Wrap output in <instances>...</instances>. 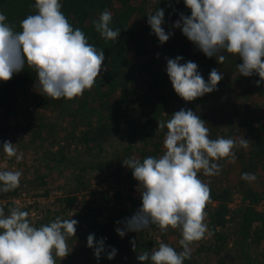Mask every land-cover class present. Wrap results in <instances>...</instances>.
<instances>
[{
  "label": "clouds",
  "instance_id": "9594fccd",
  "mask_svg": "<svg viewBox=\"0 0 264 264\" xmlns=\"http://www.w3.org/2000/svg\"><path fill=\"white\" fill-rule=\"evenodd\" d=\"M179 2V0H177ZM190 15L180 13L172 25L193 43L206 57H215L217 63L226 59L224 53L238 57L236 65L240 75L260 78L256 86L264 83V0H183ZM35 14L20 21L21 31L7 23L0 13V81H9L27 65L36 73L38 94L54 100H72L90 90L96 78L104 71L103 50L88 42L80 28H73L61 11L60 0H35ZM164 9L147 15V24L159 43H165L173 33L166 32ZM112 14L105 10L93 21L95 30L105 40L116 41L120 30L110 27ZM183 57L166 58V74L175 94L191 102L217 90L223 74L213 68L205 81L192 61L181 63ZM158 128L167 129L163 141V154L148 156L141 162L126 158L122 165L131 170L140 195V207L130 217L116 221L115 231L123 238L128 232H141L155 225L161 233L169 228L180 233L178 241L182 251L159 242L158 248L137 255L140 264H183L191 257V245L213 233L205 223L207 203L211 199L208 183L199 178L219 175L221 159L235 162L233 149L249 147V140L217 137L211 139L205 120L191 109L181 108L170 115ZM3 152L19 162L15 144L4 141ZM22 172L0 170V193H8L20 185ZM241 179L254 182V173L245 172ZM29 213L12 207L8 213L0 207V264H57L70 251L68 239L75 236V219H61L39 227L28 219ZM106 237L96 240L87 236L86 246L93 249L99 260L105 252ZM136 251V241H130ZM117 249L107 252L112 260Z\"/></svg>",
  "mask_w": 264,
  "mask_h": 264
},
{
  "label": "rangeland",
  "instance_id": "374dc122",
  "mask_svg": "<svg viewBox=\"0 0 264 264\" xmlns=\"http://www.w3.org/2000/svg\"><path fill=\"white\" fill-rule=\"evenodd\" d=\"M173 30L177 33L173 56L167 50L165 53L169 54L164 56L160 46L149 43L151 55L163 66L160 74L168 90L173 88L166 74L165 57L181 56V63H196L198 71L207 81L216 58L194 53L190 48L194 44L179 28ZM241 62L236 56H226L223 63L214 66L223 74L216 91L191 102H185L176 95L158 114H154L152 106L142 105L141 102L122 103L117 120L120 123L119 130L110 127L115 122L109 118L114 115L109 109L115 97L111 94L104 95L108 107L104 106L103 109L99 106L100 98L92 100L90 95L88 105L92 108L88 111V105L84 104L85 96L54 100L38 94L36 77L27 85L0 91V170L22 172L19 187L13 195L0 198V207L5 214L12 207L27 211L28 219L36 227L56 217L77 220L75 236L67 241L70 254L57 260V264H113L120 259H126L128 264H140L137 255L155 250L159 242L169 244L178 252L182 251L177 229L169 228L167 233H161L155 225H151L138 233L128 232L123 238L117 235L115 229L122 225H117L116 221L130 218L141 203L137 181L133 179L131 170L122 165V161L126 158L143 160L148 156L158 158L162 155L167 129H159L158 122L164 121L166 124L170 115L181 108L191 109L198 114L206 121L208 128L215 126L216 134L209 131L211 139L224 137L238 140L242 137L244 128L237 121L231 135L229 126L220 120L213 121L226 113L237 112L236 117L240 121L260 115L264 123V97L260 94L264 83L256 86L255 82L260 78L255 74L251 77L240 75L236 65ZM137 77L141 78L136 80L138 85L135 94H140L146 88L148 75L143 72ZM135 94L130 96L131 100H134ZM146 122L149 124L143 130ZM100 124L107 129L98 132L97 137L91 140L92 129L94 131ZM91 125L93 128H90ZM85 132L90 141L85 140ZM4 141L15 144L18 155L22 157L19 162L15 157L10 160L2 157ZM239 149H233L235 162H230L228 158L218 161L222 165L219 175L206 177L202 172L198 173L199 178L210 187L230 185L232 200L229 206L232 209L241 204L237 186L241 179ZM255 175L257 179L249 184L261 191L264 189V173L258 168ZM69 197H74V200L68 206ZM213 205L215 202L209 201L205 211ZM254 207L264 212V198ZM205 223L208 225V216ZM238 230L236 219L228 221L221 228L225 238L221 239V248L216 252L212 249L199 250L201 245L208 246L212 242L213 236L205 234L203 239L190 246V264H264V241L257 242L251 238L242 241ZM91 233L95 234L96 240L106 237L105 252L99 260L94 257V250L86 246L87 236ZM149 239L154 242L147 247ZM132 240L136 241V251L132 250ZM111 248L117 249V254L108 260L107 252Z\"/></svg>",
  "mask_w": 264,
  "mask_h": 264
},
{
  "label": "trees",
  "instance_id": "16d2710c",
  "mask_svg": "<svg viewBox=\"0 0 264 264\" xmlns=\"http://www.w3.org/2000/svg\"><path fill=\"white\" fill-rule=\"evenodd\" d=\"M34 3L35 0H0V13L6 15V22L14 25L16 31H21L20 21L30 14H35V9L30 7ZM60 3L62 5L61 11L68 18L73 28H80L88 38V42L94 45L97 50H103L104 52V71L96 78V86L95 84L93 85L95 88L86 89L82 96H85L84 104L87 105L90 95L92 100H96L99 97V106L102 109L104 106L108 107L104 95L111 94L115 96L112 106L109 107L111 114H114L109 118L115 120L110 126L112 129L119 130L120 128V123L117 120L121 114L122 103L130 101L138 104V102H141L140 104L142 105L152 106L154 114H158L171 100L176 98L174 90H168L164 78L160 74L163 66L159 65V61L154 55H151L149 43L160 46L164 56L169 53L173 56L174 49L177 46L174 40L177 37V33L173 30L172 25L179 19L180 13L186 16L190 15V10L185 7L183 0H179V2L177 0H60ZM158 9H164L165 13L162 27L166 32L171 31L173 33L163 44L159 43L147 24V15L150 13L154 14ZM105 10L112 14L110 27L113 30L119 29L121 31L116 41L105 40L95 30L93 21L97 20L99 15ZM190 48L194 53L205 56L195 45ZM166 50L169 51L168 54L165 53ZM224 55L232 56V54L227 53H224ZM163 62L166 65V57ZM219 64L221 63H217L216 60L212 67L215 68L214 66ZM200 70H202V67H200ZM143 72L148 75L146 88L140 92L141 95L139 93L135 94V87L138 85L136 80L141 78L137 77V75L143 74ZM35 77L36 73L25 65V68L14 74L9 81H0V91H9L13 87L27 85ZM104 87H106L105 91ZM118 90L119 93L116 94ZM260 90V94L264 97V85ZM134 94V100H131L130 96ZM91 108L88 105V111ZM237 114L235 111L230 114L226 113L214 118L213 121L217 122L220 120L222 124L229 126L231 128L229 130L230 135L233 134L232 128L235 121L240 123V127L244 128L241 134L242 137L249 140L247 149L240 148L237 151L241 162L240 172L241 174L245 172L255 174L259 168L264 173V123L260 115H255L253 119L249 117L243 118L240 121L236 117ZM148 124V122L144 123L142 129H146ZM90 128H93V125ZM214 128V125L209 127L211 134H216ZM106 129L105 125L100 124L94 131L92 129L93 136L90 139L94 140L98 132ZM85 133V140L90 141L87 138V132ZM140 161L142 162L143 160ZM237 186L241 194V204L235 209L229 206V202L232 200L229 184L210 187V201L215 202V205L208 208L207 216L208 227L213 233V239L208 246L201 245L199 250L212 249V251H218L221 248V239L225 238L221 228L228 221L234 219L239 225L238 234L242 241L248 238L257 242L264 241V212L257 211L254 207L258 201L264 198V189L259 191L249 182L242 179L238 181ZM14 191L0 193V198L11 196ZM73 200L74 197H69L67 205L69 206ZM152 242L154 241L149 239L147 247H150ZM113 264H128V262L126 259H120ZM146 264H150V262H146ZM183 264H190V258L184 260Z\"/></svg>",
  "mask_w": 264,
  "mask_h": 264
},
{
  "label": "built area",
  "instance_id": "2783aa9c",
  "mask_svg": "<svg viewBox=\"0 0 264 264\" xmlns=\"http://www.w3.org/2000/svg\"><path fill=\"white\" fill-rule=\"evenodd\" d=\"M1 155H3L2 157H3L4 159H6V160H10V159H11V158H8L4 152H2Z\"/></svg>",
  "mask_w": 264,
  "mask_h": 264
}]
</instances>
